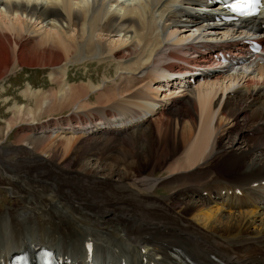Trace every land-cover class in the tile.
Returning <instances> with one entry per match:
<instances>
[{"label":"bare ground","instance_id":"bare-ground-1","mask_svg":"<svg viewBox=\"0 0 264 264\" xmlns=\"http://www.w3.org/2000/svg\"><path fill=\"white\" fill-rule=\"evenodd\" d=\"M219 9L0 0V80L39 67L56 84L27 83L4 121L18 131L0 147V188L21 203L0 209V264L41 246L63 264H264V10ZM93 59L115 74L69 81Z\"/></svg>","mask_w":264,"mask_h":264},{"label":"rangeland","instance_id":"rangeland-1","mask_svg":"<svg viewBox=\"0 0 264 264\" xmlns=\"http://www.w3.org/2000/svg\"><path fill=\"white\" fill-rule=\"evenodd\" d=\"M181 16L178 15L177 18ZM184 22V19L181 20ZM194 33L195 31H191ZM113 39H118V37H114ZM109 45V41L107 42ZM115 62L112 61H104L99 62L96 59L90 61H82L80 63L71 64L69 66L67 76L70 82H80L84 80L85 82L88 79H91L95 82H101L104 76H108L109 78L114 75L115 71ZM233 66H224L222 69H229ZM230 70V69H229ZM233 69L232 71H235ZM48 68H39V67H16L14 68L3 80H0V147L2 149H8L12 146L15 140V134L18 131V128L12 129L10 132H7L5 129V119L8 118L11 113L9 112V107L14 104L16 99H19V103L25 101L24 98L21 97V90L25 88L27 83H30L32 88H42L49 89L51 87H56V84L52 83L49 80ZM110 80V79H109ZM107 84H112V81H108ZM194 85V83H192ZM175 89H178V85H175ZM93 96H91L92 98ZM93 103V100L91 99ZM71 111H65L62 113L55 114L56 118L64 117L70 114ZM16 131V132H15ZM119 149H114L112 155H119ZM32 156V155H31ZM14 157V158H13ZM21 155L12 154L10 158L19 159ZM15 159V160H16ZM108 161V160H107ZM159 177H163L162 175H157ZM175 184H167L166 186H162L156 190V195L160 198L165 197L172 191V188ZM115 189L120 193V196L124 197L128 196L126 193L132 192V189L129 188L127 183H119L114 185ZM130 190V191H129ZM137 194V192H134ZM133 193V194H134ZM20 201L15 199L10 195V193L6 192L3 188H0V209L5 210L10 207H19ZM156 206L157 204L154 203ZM227 211V210H224ZM39 212V211H38ZM40 213V212H39ZM197 225V224H196ZM198 226V225H197Z\"/></svg>","mask_w":264,"mask_h":264},{"label":"snow or ice","instance_id":"snow-or-ice-1","mask_svg":"<svg viewBox=\"0 0 264 264\" xmlns=\"http://www.w3.org/2000/svg\"><path fill=\"white\" fill-rule=\"evenodd\" d=\"M262 3V0H237V3L234 5H230L232 8H237L240 5H243L244 7H250L252 9L251 13H244L245 15L254 14L259 10L258 6H260Z\"/></svg>","mask_w":264,"mask_h":264}]
</instances>
